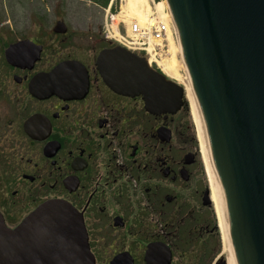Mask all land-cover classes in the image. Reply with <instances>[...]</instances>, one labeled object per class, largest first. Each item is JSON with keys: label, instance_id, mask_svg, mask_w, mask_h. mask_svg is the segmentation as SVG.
Listing matches in <instances>:
<instances>
[{"label": "flooded vegetation", "instance_id": "1", "mask_svg": "<svg viewBox=\"0 0 264 264\" xmlns=\"http://www.w3.org/2000/svg\"><path fill=\"white\" fill-rule=\"evenodd\" d=\"M58 20L17 37L0 20V221L14 229L62 201L82 214L92 264H226L210 182L178 123L187 103L172 112L115 93L95 60L116 43L90 46L87 25L55 31ZM22 40L34 45L15 66L5 52ZM61 64L72 84L33 95L30 81Z\"/></svg>", "mask_w": 264, "mask_h": 264}, {"label": "water", "instance_id": "2", "mask_svg": "<svg viewBox=\"0 0 264 264\" xmlns=\"http://www.w3.org/2000/svg\"><path fill=\"white\" fill-rule=\"evenodd\" d=\"M196 95L222 193L237 264H264V0H165ZM64 28L57 21L54 30ZM30 41L5 54L18 66ZM38 58L39 48L35 50ZM25 57V58H24ZM61 64L29 83L33 95L72 84ZM95 67L118 94L141 95L176 112L184 89L120 45L99 51ZM43 85L45 91L39 89ZM0 264H92L82 214L48 201L14 229L0 221Z\"/></svg>", "mask_w": 264, "mask_h": 264}, {"label": "rangeland", "instance_id": "3", "mask_svg": "<svg viewBox=\"0 0 264 264\" xmlns=\"http://www.w3.org/2000/svg\"><path fill=\"white\" fill-rule=\"evenodd\" d=\"M124 1L125 0H113L114 4L112 12L122 11L124 9ZM149 4L150 5L147 4L144 8L148 10L149 6H151V10L153 11L152 14L156 17L160 15L159 18H162L161 8H163V6L165 8V12L167 11L165 0H149ZM122 13L124 12H121V14ZM104 15V9L93 4L89 0H0V20H4L5 17H9L11 19L14 37L20 36L21 34L23 35V32L32 28L34 29L35 26L44 25L47 27V25L51 24V22L60 19L67 25H70L72 29H85L87 25L88 44L93 46L95 38L102 37L101 25L104 21ZM119 30L123 35L124 28L119 26ZM175 40L177 42H175L177 45L175 53L180 59V45L176 38L174 41ZM166 44L167 41L163 43L162 50L165 51L163 52V57L167 55L168 46ZM178 53L180 54L179 56ZM139 54L145 55L142 52ZM156 59L160 60L159 58ZM178 74L177 79L181 82H177L184 89V86H188V80L186 78L185 67L181 59ZM183 99L185 103H187L186 110L184 111L185 116L180 114L181 117L178 119V123H180L183 118L187 127V129H185V137L188 140V146H192V149L197 151V158L203 166L206 180L209 181L207 167L200 151L199 140L197 137L191 107L188 99L185 98V94ZM219 238L221 243L220 250L222 249V256L225 257L226 260L228 258V254L227 251L223 250L224 244L222 242L221 233L219 234Z\"/></svg>", "mask_w": 264, "mask_h": 264}, {"label": "bare ground", "instance_id": "4", "mask_svg": "<svg viewBox=\"0 0 264 264\" xmlns=\"http://www.w3.org/2000/svg\"><path fill=\"white\" fill-rule=\"evenodd\" d=\"M153 1V0H152ZM158 3V2H157ZM149 4V0H125L124 1V9L122 10V14L120 16H125V18L128 20L129 18L133 17L137 19V21L142 24L147 19L151 16L152 10L151 6H149V9L146 10L144 7ZM155 5V4H154ZM163 6V5H162ZM165 6H167V3L165 1ZM156 10L157 7L155 6ZM163 8H161L162 11V20L165 21L164 23L167 24V21H170L173 23V20L170 15V11L167 6V11L165 12ZM158 11V10H157ZM158 13V12H157ZM159 15V14H158ZM160 16V15H159ZM158 16V17H159ZM118 24V21H114V26ZM170 25V24H169ZM174 28V25H173ZM116 32V30H115ZM173 29L171 26H169V30L167 31V55L163 57L161 60H157L156 64L162 69L163 72H165L166 75L177 78L178 70L180 67V59L185 67V72H186V78L188 80V86H184V94L185 98L188 99L189 105L191 107V112L193 116V120L196 126V131H197V137L199 140V146H200V151L202 153L203 159L205 161L206 167H207V174L209 175V182H210V188H211V194L212 198L215 201L216 204V210H217V215L219 219V228H220V233H221V238L222 242L224 244L223 250L227 251L228 258L226 259V264H237L235 255H234V250L232 246V240H231V233H230V225L222 197V193L220 190L219 182L217 179V175L215 172V168L213 165V161L210 155V151L207 145L206 141V136L204 132V127L202 123V118L200 114V109L198 105V101L196 98V95L194 93V89L191 83V79L189 76L188 69L183 61L182 58V53L180 59L177 57V54L175 53L177 45L175 44L177 39V36L174 37L173 35ZM176 35V33H175ZM178 41V39H177ZM177 43V42H176ZM179 43V42H178ZM181 52V49H180ZM180 54L178 53V56ZM153 57H150V61H153ZM181 82V81H180Z\"/></svg>", "mask_w": 264, "mask_h": 264}, {"label": "built area", "instance_id": "5", "mask_svg": "<svg viewBox=\"0 0 264 264\" xmlns=\"http://www.w3.org/2000/svg\"><path fill=\"white\" fill-rule=\"evenodd\" d=\"M119 13H111L110 5L105 9L103 23L105 37L111 38L129 49L144 51L149 57L152 56L155 61H157L156 58L161 60L163 52H165L162 48L163 43L167 41L169 26L175 35L172 22L166 20V24L161 18L151 15L145 23L140 24L132 18L129 21L126 20ZM115 20L118 21V24L114 26ZM119 26L124 28L123 35L120 33Z\"/></svg>", "mask_w": 264, "mask_h": 264}, {"label": "trees", "instance_id": "6", "mask_svg": "<svg viewBox=\"0 0 264 264\" xmlns=\"http://www.w3.org/2000/svg\"><path fill=\"white\" fill-rule=\"evenodd\" d=\"M89 1L101 8L106 7V5L109 2V0H89Z\"/></svg>", "mask_w": 264, "mask_h": 264}]
</instances>
